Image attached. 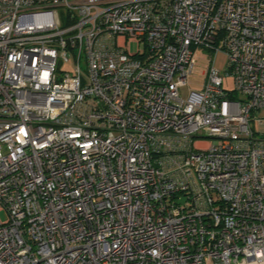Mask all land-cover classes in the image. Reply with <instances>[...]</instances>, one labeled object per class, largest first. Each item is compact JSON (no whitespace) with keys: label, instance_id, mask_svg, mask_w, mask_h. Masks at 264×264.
<instances>
[{"label":"built area","instance_id":"built-area-1","mask_svg":"<svg viewBox=\"0 0 264 264\" xmlns=\"http://www.w3.org/2000/svg\"><path fill=\"white\" fill-rule=\"evenodd\" d=\"M262 110L264 0H0V264H264Z\"/></svg>","mask_w":264,"mask_h":264},{"label":"rangeland","instance_id":"rangeland-1","mask_svg":"<svg viewBox=\"0 0 264 264\" xmlns=\"http://www.w3.org/2000/svg\"><path fill=\"white\" fill-rule=\"evenodd\" d=\"M130 51H136V45L131 44ZM208 54L205 51L197 50L195 52V57L197 59V63L195 65L194 71L187 79V83L184 88L180 89V94L182 96H186L190 91H199L205 82V73L207 70L205 58ZM215 69L221 74L223 77V88L227 91L233 90V78L231 75L226 73V57L222 53H218L215 55ZM261 115L264 116V110L261 111ZM6 219V215L3 212H0V220L4 221Z\"/></svg>","mask_w":264,"mask_h":264}]
</instances>
